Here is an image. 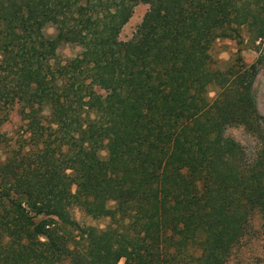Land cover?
Instances as JSON below:
<instances>
[{"label": "trees", "instance_id": "1", "mask_svg": "<svg viewBox=\"0 0 264 264\" xmlns=\"http://www.w3.org/2000/svg\"><path fill=\"white\" fill-rule=\"evenodd\" d=\"M243 28L256 60L214 68ZM64 44L81 52L62 61ZM262 66L264 0H0V264H227L264 218V145L250 161L226 135L263 128ZM74 205L110 223L83 227Z\"/></svg>", "mask_w": 264, "mask_h": 264}, {"label": "rangeland", "instance_id": "2", "mask_svg": "<svg viewBox=\"0 0 264 264\" xmlns=\"http://www.w3.org/2000/svg\"><path fill=\"white\" fill-rule=\"evenodd\" d=\"M149 9L146 3H139L134 9V14L129 22L121 31L122 40H130L142 22L144 15ZM46 32L49 35L55 34L54 27H48ZM241 38L236 36L230 38L218 39L213 47V67L225 70L234 60L241 56L246 63H252L257 58V53L251 49L248 42L250 34L246 28L241 31ZM81 52V47L74 44H64L58 50L59 58L62 61L73 58ZM255 92L257 105L261 114L264 116V66L259 68L255 80ZM97 95L105 97L108 93L105 85H95ZM216 89L212 88L210 96H214ZM14 111L1 127V134L5 142L17 149L21 140L24 123L20 120L17 109L24 100L13 99ZM48 113V112H46ZM262 129L258 131L248 128L245 125H236L228 127L226 135L236 139L244 148L247 159L253 161L260 156V150L264 145V120ZM19 142V143H18ZM0 154H2L0 152ZM1 156V155H0ZM4 157V156H3ZM112 205V204H111ZM73 218L83 227H94L103 229L108 226L110 219L108 217L95 218L87 214L79 205H74L71 209ZM227 264H264V218L261 212H255L251 219L248 234L238 247H236L227 262Z\"/></svg>", "mask_w": 264, "mask_h": 264}]
</instances>
